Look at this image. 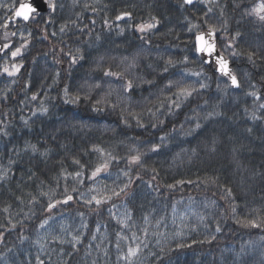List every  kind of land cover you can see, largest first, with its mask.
Masks as SVG:
<instances>
[{
    "label": "trees",
    "instance_id": "1",
    "mask_svg": "<svg viewBox=\"0 0 264 264\" xmlns=\"http://www.w3.org/2000/svg\"><path fill=\"white\" fill-rule=\"evenodd\" d=\"M22 1L0 0V264H264V0H48L8 22ZM209 26L238 88L197 54Z\"/></svg>",
    "mask_w": 264,
    "mask_h": 264
},
{
    "label": "snow or ice",
    "instance_id": "2",
    "mask_svg": "<svg viewBox=\"0 0 264 264\" xmlns=\"http://www.w3.org/2000/svg\"><path fill=\"white\" fill-rule=\"evenodd\" d=\"M204 2H208V0H204ZM184 3L185 4H192V3H194V0H184ZM49 7L54 10L55 9V4L50 2L49 3ZM85 7H87V5H85ZM36 11H37V9L34 8L31 3H21L19 8H17L15 10V17L22 18L23 20L27 21V20L30 19L31 15L33 13H35ZM93 11H95V9H93ZM209 11H211V9H209ZM253 11L259 16V18L261 20H264V15H261V13L264 12V3H261L257 8L253 9ZM77 15H79V14H77ZM130 16H131L130 12H122L120 15H118L116 17V19L117 20H121L124 17H130ZM153 19H155V18H153ZM106 23H107V21H106ZM158 23H159V21L157 20L155 23H149V24H146V25H140V26H138V30L143 32V31L155 28ZM66 27H67L66 25L62 26L60 31L64 32ZM214 33H215V29L212 28L211 26H209V31L207 33L208 37L211 38L214 35ZM53 35H55V33H53ZM237 35H239V33H237ZM197 42H198V46H197V51L198 52L208 53V54H212V53L215 52V43L211 42L210 39L206 40L205 39V33H200L197 36ZM7 47H8V45L5 44L4 48H7ZM20 51H21V49L17 48L11 54H12L13 57H15V56H17L20 53ZM76 53H77V55H72L71 53L68 54V55L71 56V63L72 64H75V63L78 62V60L83 59V54L81 53V50L79 48L76 49ZM253 55H254V53H249L248 54V59L250 61H252ZM185 59H187V58H185ZM168 63H171V61H169ZM215 63L218 66L217 70L223 76L228 77L230 79L231 84L233 86H235V87H239L240 86L239 85V81L237 79V76L231 71V69L229 67V61L227 59H225L222 55H220V56H217V58L215 60ZM13 67H14L15 71H17V72L19 71V67L15 66V65ZM4 71L8 72V69L5 68ZM165 71H167V69H165ZM8 74L12 75L13 73H8ZM104 75L105 76L122 77L123 74L122 73H118V72H113V71H111L109 69V70L104 72ZM197 75H199V74L197 73ZM147 83H152V82L148 81ZM167 86L171 87L172 83L169 82V84ZM203 87H205V85L201 84V88H203ZM133 88H134L133 82L131 80H128L126 82L125 86H124V91L128 92V91L132 90ZM194 91H196V89L180 88L178 93H176L175 95L177 96V98H179L180 96H183V97L187 98V97L191 96ZM65 92L67 93V89H65ZM250 94L253 95V96H257L256 92H252ZM35 98L36 97L33 96V99H35ZM78 99H79V97L76 98V100H78ZM72 102H75V101H72ZM172 104H174L175 107H177V108L180 107V103L178 102V99L177 100H173ZM261 107H264V105H261ZM43 111L46 112L47 109H44ZM209 115H212V113H209ZM140 126H143V125H140ZM197 127H200V125L197 124ZM0 131H2V130H0ZM4 134L6 135L7 133H4ZM26 147L30 148L31 151H33L34 153L39 151L38 148L36 147V145H27ZM158 148H159V145H153L151 151H155ZM40 155L41 156H46L47 155V150H45V152H41ZM140 161H141V155L140 154H137V155H134V156L130 157V162H132V163H139ZM73 162L76 163V164H79L78 160H74ZM107 167H108L107 163L97 167L95 169V171H93L92 176L95 177L101 171H106ZM6 175H7L6 173L0 174V180L5 179ZM77 175H79V173H77ZM125 175H127V173H125ZM178 183H183V182L181 181V182H178ZM189 183H191V181H189ZM128 187H129V185L125 184L124 187L119 188V190L112 189L111 190V196L107 197V199H111L112 197H120L121 195H125V196L129 195V193L127 191ZM169 187H173V186L169 185ZM225 191H226V194H227L228 197L232 196V190L230 188L226 189ZM33 199H35V198H33ZM69 200H72V196L71 195L67 196L66 200L64 202L67 203V201H69ZM93 201L95 202L96 205H100L101 203L106 202L104 197L97 198L96 196H93L90 200H87L86 203L87 204H92ZM57 203H59V201H57ZM54 206H55L54 204L49 203L48 204V209L50 210ZM5 211H7V209H5ZM232 211L235 212V207H233ZM238 222H240V221H238ZM43 223L46 224L47 221L45 220ZM12 226L15 227V225H12ZM244 226L258 227L259 225H257L255 221H247L244 224ZM217 230H219V228H217ZM2 236H3V234L0 233V238H2ZM93 238H95V237H93ZM53 239H57V238L54 237ZM79 239H80L79 236L73 237L74 241H79ZM137 251H138V248L137 249L129 248L128 255L129 256H134ZM41 264H42V262H41Z\"/></svg>",
    "mask_w": 264,
    "mask_h": 264
},
{
    "label": "water",
    "instance_id": "3",
    "mask_svg": "<svg viewBox=\"0 0 264 264\" xmlns=\"http://www.w3.org/2000/svg\"><path fill=\"white\" fill-rule=\"evenodd\" d=\"M196 1H197V0H194V3H192V4H187V5H193V4L196 3ZM21 3H31L32 6H33L34 8L37 9V11H36L35 13L38 14V15L47 12L48 9H49V6H48V2H47V0H24V1H22ZM21 3H20V4H21ZM20 4H19V6H20ZM19 6H18V8H19ZM33 14H34V13H33ZM33 14H32V15H33ZM32 15H31V16H32ZM15 18H18V17H15V12H14V13L10 16V18L8 19V22H10L12 19H15ZM30 18H31V17H30ZM20 19H22V18H20ZM29 20H30V19H29ZM29 20H27L26 22H28ZM24 21H25V20H24ZM208 31H209V30H208ZM208 31H204V32H200V33H205V39H206V40H209V39H210L211 42H214V43H215V52L212 53V54H208V53H201V52H198V51H197V54L200 56V58L203 60V62H204L206 65H210V64H212V66H213V70H214L215 73L222 75V74L217 70L218 66H217L216 63H215V60H216L217 56H220V55H222V56H223L225 59H227V60H228V58H226V56H225L224 54H222V53L220 52V50L218 49L217 44H216V41L213 39V36H214V35H213L211 38L208 37V35H207ZM200 33L196 34V37H195V45H196V49H197V46H198L197 36H198ZM3 50H4V44L0 42V56L2 55ZM228 61H229V60H228ZM229 67H230V69H231V71H232V67H231V63H230V61H229ZM225 77H226V76H225ZM230 84H231V81H230ZM231 86L234 87V88H238V87L233 86L232 84H231Z\"/></svg>",
    "mask_w": 264,
    "mask_h": 264
},
{
    "label": "rangeland",
    "instance_id": "4",
    "mask_svg": "<svg viewBox=\"0 0 264 264\" xmlns=\"http://www.w3.org/2000/svg\"><path fill=\"white\" fill-rule=\"evenodd\" d=\"M63 233H64L63 231H60L59 233H57V235L62 236Z\"/></svg>",
    "mask_w": 264,
    "mask_h": 264
}]
</instances>
